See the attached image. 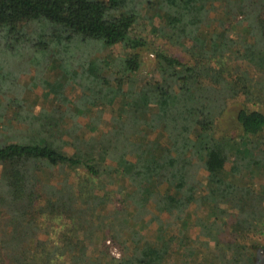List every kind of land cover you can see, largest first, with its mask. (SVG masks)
<instances>
[{"label":"trees","instance_id":"trees-1","mask_svg":"<svg viewBox=\"0 0 264 264\" xmlns=\"http://www.w3.org/2000/svg\"><path fill=\"white\" fill-rule=\"evenodd\" d=\"M142 50L157 74L141 83ZM36 88L58 106L35 111ZM258 102L264 0H0V218L15 229L0 246L18 264H264ZM32 209L66 219L50 251L39 237L29 253Z\"/></svg>","mask_w":264,"mask_h":264},{"label":"rangeland","instance_id":"rangeland-1","mask_svg":"<svg viewBox=\"0 0 264 264\" xmlns=\"http://www.w3.org/2000/svg\"><path fill=\"white\" fill-rule=\"evenodd\" d=\"M147 27V25H146ZM155 43L157 46H160L161 48H163L166 52L175 55L176 57L180 58L181 60H183L184 62H189V57L187 56V54L180 48L177 46H173L171 45L167 40L164 39H157L155 40ZM142 55H143V70L142 72L138 75V79L140 80V82H144L145 79L151 78V75L157 74L154 71V55H152L148 50H142L141 51ZM60 74V72L58 70H55L54 68L51 69L49 71V76H51V80H55L58 75ZM53 75H55V77L53 78ZM30 80V77L28 76H23V78H21V82H23V84H28ZM79 91L80 89L76 86V85H71L68 86L67 89L65 90V94L67 96V98L71 99L72 101L75 100L77 94L79 95ZM32 95V101L35 102V104L32 105V108L35 111H39L40 108H46L47 110H52L53 107L58 106L59 104V99L55 98L54 100H52L54 97L51 96L49 99L44 98L43 95V90L36 88V89H31V94L30 97ZM43 95V96H42ZM63 101V99L61 100ZM244 102L246 101V98H238L237 99V104L236 105H231V108L229 109L226 117L223 118L222 120V126L225 131H232V127L230 126V123L233 122L234 117H235V112L238 110V107L242 106ZM41 105V107H37ZM249 106L250 109H261L264 111V105L262 104V102H258L257 104L254 103H248L247 104ZM7 121V118H6ZM229 123V124H228ZM1 173H2V168L0 167V177H1ZM117 200H119V198H116ZM44 200H42V203L40 202H36L35 204L38 207H42ZM119 203V201L117 202ZM39 204V205H38ZM43 204V205H42ZM7 209L3 208L2 211H4V215L0 218V236L3 235H14L15 233V229L13 226L8 225L7 221H9L10 215L7 213ZM28 215L35 216L34 222L36 224H40L39 228H36V230H30V235L31 234H35L32 239L31 236H29V246L28 248L30 249L29 253H31V249L37 250L38 249V243L36 242L37 239H39V237H41L42 239H46L48 244L43 248L40 247V249H47V250H51L54 245H52V241L53 240H57V238L60 236V232L65 231V227L63 226L64 222L66 221V219H63L61 217H57L58 219L56 220H49L46 215L47 214H42V213H38L35 210H31V212L28 213ZM27 215V216H28ZM4 237V236H3ZM31 241L35 242L32 244L31 246ZM27 246V245H26ZM102 249H104L108 254H110L111 256L114 257H119L121 255V248L115 243L113 242L110 238H108L105 243L102 245H100ZM42 249V250H43ZM16 250L14 247L10 248H5L3 245L0 246V264H18L14 259L9 257V254L11 255V257H13L12 255H14L13 253H15ZM92 250L89 251V253H91ZM95 252V251H94ZM93 253V252H92ZM178 255L175 256L176 261H180L181 258L183 257V253L178 252ZM58 259V261L54 260V263L56 264H72L71 259L69 258V255L66 253L65 256L64 255H58L55 257V259ZM202 259H204L205 261L209 262L210 259L208 258H204V256L202 257ZM28 264H31V258L28 256Z\"/></svg>","mask_w":264,"mask_h":264}]
</instances>
